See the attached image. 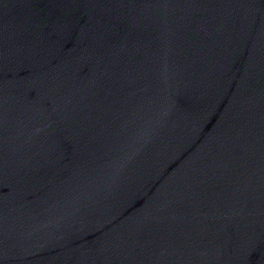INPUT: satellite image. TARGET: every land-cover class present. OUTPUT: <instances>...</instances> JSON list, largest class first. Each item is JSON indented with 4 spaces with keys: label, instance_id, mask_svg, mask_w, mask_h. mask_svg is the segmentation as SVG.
I'll return each mask as SVG.
<instances>
[{
    "label": "water",
    "instance_id": "water-1",
    "mask_svg": "<svg viewBox=\"0 0 264 264\" xmlns=\"http://www.w3.org/2000/svg\"><path fill=\"white\" fill-rule=\"evenodd\" d=\"M0 264H264V0H0Z\"/></svg>",
    "mask_w": 264,
    "mask_h": 264
}]
</instances>
